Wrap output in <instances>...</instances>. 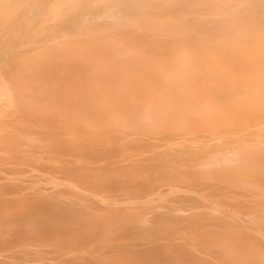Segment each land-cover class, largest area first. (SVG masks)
<instances>
[{"label":"bare ground","instance_id":"obj_1","mask_svg":"<svg viewBox=\"0 0 264 264\" xmlns=\"http://www.w3.org/2000/svg\"><path fill=\"white\" fill-rule=\"evenodd\" d=\"M156 13H159V14H156ZM243 15L247 17L246 21L241 19ZM241 20H243L240 23L242 27H239L238 23ZM260 24L261 25L264 24V0H0V148L2 149L1 151H3L4 149L8 151L7 153L10 154L11 153L10 151L15 152V150H17L18 154H15L14 152L11 153L12 158L13 157L22 158L21 162L23 164L29 165L33 168L34 167L37 168L40 165H42L43 166L42 169H48V165L52 164V163L49 164V162L51 161V159H48V157L50 156L48 154L49 151L53 152L52 148L54 147L55 152H57V150L60 149L62 150V153L64 154L63 152L65 150L64 148H66L68 144H71L69 142H71L72 140L75 142V140L78 139V135H80V133L78 134L77 132V129H76V127H78L77 125L75 128L73 127L75 123L78 125L87 124V123L91 125L94 124L92 121H90V119L86 120L87 119V117H85L86 115L84 116L79 115V114L77 115L76 113L71 112V110H75L74 109L75 106L80 107L81 105L83 106L86 105L87 107V104L85 103H89L90 105L91 102L93 104H96L97 102L99 103V105H107V107L109 106V108L113 106L112 103H116L117 105L114 104V107H112L111 109L117 107L118 114L121 115L122 118H125V121H129L130 123L131 120L136 119L137 117H140L143 124L149 125L152 123V126L153 127L155 126L156 130L158 131L161 130L159 133L163 132L164 134L163 130L165 128L164 127L165 122L171 119L172 116H174L173 113H172L173 115L168 114L169 112L171 113V111H168V113H166L165 111L169 110V107L172 106L174 103H176L175 105H178L177 101L174 102L176 99H178L175 97V94L177 93L175 89L179 91L182 89L181 90L182 93L178 94L179 96H181L180 94H183L185 90L187 91L188 89L189 90L194 89V87L192 86L193 84L191 82L193 83L195 82L194 85L195 84L198 85L197 83H200L203 79H204L203 81L206 82L207 78L211 79L210 76L212 74L213 76H215L214 74H216L217 72L216 70H213L215 71V73L213 71H209L212 73L210 75L209 72L203 74L205 71L201 70L203 73L201 71L200 73L203 74L204 76L202 75V77L199 78L201 81L196 83V81L198 80L197 74H199L198 70H196V67L190 66L191 67L190 73H192L191 74L192 76L190 75L188 76L189 73L185 71L184 67L187 68L186 66L188 64L190 65V63H188L186 66H183L184 64H181L190 59L191 55L189 59L187 58L188 53L186 54L187 56L184 55V57L186 58L185 60L182 58L184 61H182L181 57H179L177 60L175 59L176 61L174 60L175 62L173 63L172 66H173V71L175 72L176 76L166 74L165 72L168 69L164 70L160 65L157 68L155 67L152 68L153 70L147 69L141 65L139 67L134 68L132 71H130L132 73L128 74V73L122 72L121 70L122 67L120 69V64H119V66L116 68L114 72L112 69L111 72L113 73L111 72L108 73L109 71L105 72L104 71L105 69L103 68L104 66L103 62L105 61L101 62L103 66H100L99 64L98 65L100 67L98 65H94L93 66L94 68L95 66H98L95 69H98V68L99 69L97 72H93V70H91L92 67L88 65L91 63L92 60L90 59V62L87 64L88 59L85 60V58H83L86 56V54L84 53L86 51H84L83 49H87V48H81L80 51L79 50L77 51L76 48H74V46H77V44L79 43H89L97 39L103 40L105 38L106 39L112 38L113 37V33L111 31L112 28H116V29H120V28L122 29V27L131 28L134 31L133 35H131L132 33L131 34L124 33L123 31L120 30V33H117L115 35V39L112 38L113 40L116 41L117 44H123V43L128 42L126 43V45L128 44V46L126 47L120 46L121 48H119L118 46L117 55L119 53V56L121 57V59L119 58V62H125L131 65V62H132L131 58L134 57L133 55L135 53H138V54L141 53L139 52L140 51L139 48H136L135 46L131 47V45L129 46V41L133 39L140 40L141 38L142 39L150 38V40H152L151 39L152 37L154 38L153 41L156 42L155 40L156 38L162 37V38H168V40L170 39L176 40V42H179V44H181L183 42L181 38L183 36L185 38L186 36L183 31L178 32L177 29L178 30H181V29H193L194 30L195 29L194 33H196V35L198 33L196 29H209V30H215L217 32L216 36H213L212 35L213 33L211 34L213 36L212 38L214 39L215 37L217 38V40L223 39L222 43H227V45L225 46L231 45L230 44L231 42L233 43V42L240 41V39L244 41L243 38L245 37H251L252 40L256 43V45H258L256 48L258 54H261L263 52L261 50L262 48L261 45L264 44V31L260 30V28L258 27V25ZM229 30H231V32L227 33L229 32ZM137 34H140V35H137ZM190 34H192V32L189 33V35ZM201 35L202 34H200L199 36ZM203 35L206 36V34H203ZM194 37H195V34H194ZM205 38L208 39L210 37H208L207 35V37ZM202 40L201 42H204ZM198 41H200V39H198ZM164 44H162L161 48L159 47V49H162L161 51L163 52H164V49L166 48L165 47L163 49ZM186 44L184 42V45ZM91 45L92 44H90V46ZM184 45L182 44V48ZM66 46L68 47L66 48ZM157 46H159V44ZM222 46L223 45H219V47H222ZM171 47H172V44H171ZM190 48L191 47H189V49ZM104 49L106 50L107 47ZM114 49L115 48H113V50ZM179 49H177L176 52H178ZM105 50H102V51H105ZM156 50L158 49L156 48ZM81 51L83 52L79 54V52ZM184 51L186 53V49ZM187 52L190 53V51L188 50ZM181 53L183 54V51ZM204 53H207V52L204 51ZM114 54H116L115 51H114ZM148 54L149 52L146 55ZM202 54L203 53H201V56H199L201 57V59H197L198 57L195 58V56L192 58L193 59L195 58L197 61L203 60V59L206 60V57L205 58L203 57L202 59V56H203ZM242 54H248L250 58L256 56L254 55V53H251L248 51H244ZM62 55L64 56L62 57ZM150 55L152 56V54ZM59 56H61V58ZM90 56L91 54L88 56V58ZM113 56L115 57V55ZM151 56H148V57H151ZM155 57H157V54ZM163 57H164V54L161 58ZM165 57L168 58L167 55H165ZM169 57L171 58V56ZM106 58L107 59L111 58V56L110 57L106 56ZM192 58L190 59V61L192 60ZM94 59L95 58L93 57V60ZM196 60L195 62H197ZM96 61L97 60L95 59L94 60L95 64H96ZM108 61L109 60H107V63H110ZM202 62H203L202 64L200 62L198 64L202 66L204 65V62H206V65L209 63V62L207 63V61H202ZM113 64H114L113 68L117 66L115 65V63ZM108 65H111V64H108ZM88 66H90L91 71L89 70ZM193 68L195 69L193 70ZM199 68L202 69L203 67H199ZM258 68L260 69L259 70L260 78H255L254 76H250V75L248 76L242 75V73L239 77L242 84H244V81L247 83V85L249 86V89L250 87L252 89H264V67L258 66ZM212 69H215V67H213ZM228 69L230 68H227V70ZM134 70L137 73H135ZM149 71L154 72V74L151 73V75L152 74L155 75V72H156L157 73L156 77L158 78L156 79L158 80V82L162 84L158 86L152 83H148L142 75L144 72L148 73ZM188 72H189V69H188ZM207 74L210 75L209 76L210 78L207 76ZM219 74L221 75L220 71H219ZM225 75H224V78H225L224 80L227 81L228 79V80H231V82L233 83L234 81L238 82V79L233 80L228 75H226L225 77ZM194 78H197V80L196 79L194 80ZM211 83H213L212 80H211ZM207 84H208V81H207ZM199 87H201L200 84H199ZM243 87L244 85L241 86L242 89ZM168 88H169V91L167 92L158 91V89H168ZM81 89L83 90L88 89L89 90V93H87L88 95H85L86 91H83V95H82ZM127 89H145V94H143L141 90L142 95L140 97H137V98L131 97L130 94L132 92L130 93ZM173 89L176 93H174ZM195 89H197V92H198L199 88L197 87ZM236 89H239V88H236ZM191 90L188 91V95L187 93L184 94L186 95V97L184 98L180 97V100H178L179 104H180V101H183L181 103H184V105L186 104L185 106H189L187 107L189 111L190 109H192V107L190 106L191 104L192 105L197 104L198 106H200V104L202 103L201 105L202 107L205 108L204 110L205 111L208 110V113H209V114L206 113L207 115H204V118L206 116V119L197 120L194 118L195 116L190 117L191 114L188 112L190 116L188 115L187 117L184 116L186 117V119L184 118L185 119L184 124H180L181 122L179 120L178 122H180L179 123L180 125L178 126V129H175L174 127L175 133H172L173 131L171 129H170L171 132L168 131L169 132L168 134L171 133V135L169 136L172 137V134H173V137L169 138L167 142H165L164 144L157 143L158 141L154 140L155 137L158 136L157 134L153 135L154 139L152 137L151 140L153 142L156 141L152 143L155 146H157L158 149L160 147L167 149V150L176 148L177 153L179 151L178 148H181L180 149V151L182 150L181 153L183 152V148L186 150H191L187 152L195 151L196 155L193 153L195 155L193 159L191 160L185 159V161L182 162L184 158L182 157L183 158L182 160L178 159L179 155L174 153V156L175 155L178 156V157L175 156L176 162L175 161L173 162V160L175 159L173 160L171 159V158H174V156L172 157V154H171L170 155L171 158H169L168 162H163L165 164L162 163L163 165L159 166L160 164L153 165L155 163L149 164V163H144V161L137 162V159L136 161L129 162L128 159L125 160L123 158L124 162L127 161L128 163L123 164V166H120L118 164V166L120 167H115L114 169L120 168L121 169V170L119 169L120 172L123 171L124 173H134V178H137L141 182L151 180L152 178L148 176H155L154 174L155 172L161 173L158 177H155V178L153 177L154 180L158 182L154 183V186L151 183V186H150L151 188L148 189V191L145 194H139L137 196L130 197V198H134V200L132 201L129 200L131 201V203L135 202L136 198H137V202H138V199H143L144 202H149L150 200H153V197H156V196L159 197L161 195L169 194L172 192H177V193L182 192V193H187V194L197 192L200 194L203 200L207 198H211V197L217 198L219 196V197H223L224 199L228 201H233L234 204L236 205H233L232 203V205L235 207L232 208V210H230L229 212L231 213L233 217L240 218L239 216H241L242 214L249 213V210H248L249 207L245 209L246 206L248 205L253 206V205H256L257 203L264 204V202H261V201L259 202L257 200L256 198L257 194L255 191V187L257 185L262 186V189L264 190V146L259 145V143L254 138V134L263 132V130L262 129L257 130L256 128H253L254 125L252 123H249V121L245 120L246 118H249V117L244 115L245 113L252 117H254L255 115L260 116V115H264V111L254 112L252 109L243 108L241 103H244V105H249V104L252 105L254 103L253 106L257 104L264 106V96L259 95V94H250L249 98H251V102H252L251 104L250 101L245 99V93L242 92L243 94H241V97L239 96V90H233V89L232 90H229V89L215 90L214 89L215 91L214 90L210 91L211 97L208 98V100L203 101L201 98H199L201 97L200 94L193 95ZM92 91L94 92V95H92L93 94ZM189 92H191V94H189ZM178 95L176 94V96ZM252 98H255V99L252 101ZM92 103H91V106H92ZM120 104H122L121 105L122 107L120 106ZM49 105H52V107L56 106V108H54V111L56 112L54 113L56 115L51 114L53 115L51 116L48 114ZM57 106L61 107L58 109H62V107L68 108L67 110H64V112L62 111L60 113L61 114L63 113V116H68V117L71 116L70 118L75 120V121H71L74 124H71V123L68 124L69 121L66 124V125H72V126L63 125L64 123H66L65 122L66 119L64 120L63 116L59 118L61 114H59V110L58 111L55 110L57 109ZM70 107H72L73 109H71ZM79 107H75V108L79 110L81 109ZM69 108L71 110H69ZM88 109H92V108L91 107L89 108L88 106ZM93 109H96V111H94ZM93 109L92 111H94L95 116H97L96 112H98L97 111L98 108L96 107ZM216 109H225V110L233 109L234 113L222 115L219 112H217ZM68 110L70 112H68ZM99 110L101 109L99 108ZM143 110H146V111L150 110L151 112L154 111V113L148 114L147 112L146 113L143 112ZM177 110H179L178 106H177ZM105 111H107V109ZM108 111H109L108 112L109 119H112L113 117L116 118L115 115L113 116V112H116V111L114 110L110 111L109 109ZM175 112H176L175 115H178L177 114L178 111H175ZM191 112L193 113V110ZM88 113L90 114V111H88ZM102 113H100V111L98 112V117L100 119L99 120L100 122H103L106 120V118H104V116H106L105 114L106 112H104V114ZM98 117H96V119ZM207 117L210 119H207ZM175 119H177V117ZM191 119L193 121H191ZM194 120H197V121H194ZM59 121L62 123L61 126H59V123H57ZM100 122L99 124H101ZM234 122L236 123L239 122L240 126L238 127L236 125H233L232 123ZM54 125L55 127L53 129L51 126H54ZM173 125H171V127ZM56 126L58 128H56ZM134 126H131V127L133 128ZM49 127L52 128V132H48ZM260 128H264V127H260ZM95 129H96V126H95ZM195 129H198L204 133L203 139H201L198 136L192 135ZM108 131L109 130H107V132ZM110 132L112 131L110 130ZM165 133L167 135V132ZM48 134L51 137L52 135L54 136L56 135L57 140L55 139V137L54 138L49 137ZM130 134L131 133L124 132L123 136L125 135L128 138L129 136L131 137L132 134L131 135ZM135 134H136L135 136L137 137L138 135H140V132L137 131L135 132ZM163 134L162 135L159 134V138L161 136L163 137ZM248 135H251V136L247 137ZM58 136L59 137L66 136L67 138H70L71 141H69L67 145L64 146V148H63V144L61 146V144L55 143V145L59 144V146L62 147V149L59 148V146H57L56 148L57 150H56L55 149L56 146L54 145V143H52V145L54 146L48 149V147H51L49 144L50 142H52V139H55L56 142L59 139H62V137L58 139ZM82 136L84 137V135H82L81 133L80 137L82 138ZM106 136L108 137V134ZM169 136L167 135L166 137H164V139L165 138L167 139V137ZM149 137L148 139H150ZM83 139L85 140V137ZM55 140H53V142H55ZM121 141H124L123 137H121ZM140 142H137V143H140ZM63 143L65 142L63 141ZM88 143H90V141ZM149 143L147 142L146 144L148 145ZM72 144H75V143H72ZM77 144L79 145L80 143L78 142ZM108 144H109L108 146L111 147V143H108ZM121 144L119 143L118 146H120ZM125 144L128 145L127 142ZM146 144H144V146ZM24 145L28 146L27 147L28 149L25 150L23 148ZM89 145L90 144H87L86 148L87 146L90 148ZM96 145L95 147H97ZM100 145L103 147L102 144ZM134 145L136 146V144ZM11 146H13L14 149ZM116 146H115V149H116ZM70 147H73V146L70 145L69 147H67V149L69 148L70 150H73V148H70ZM151 147H154V146H151ZM141 148L143 147L141 146ZM78 149L79 148H77V150ZM82 150H83V147H82ZM82 150L81 152L79 151L75 152L76 150L74 152L83 153L84 150L83 152ZM87 150L91 151V149H87ZM130 150L131 148L128 149V151ZM147 150L148 149L146 147L145 151ZM98 151L99 150H97V152ZM95 152L96 151H94V153ZM114 152L116 154V150H114ZM114 152L113 154H111L112 156H116L114 155ZM125 152L124 154H126ZM13 153L14 155H12ZM169 153H170V150H169ZM105 154L109 155L108 153H105ZM52 156L50 158H52ZM187 156L190 158L191 157L190 153ZM56 157H57L56 155L53 156L54 159H56ZM126 158H128V156H126ZM136 158L138 157L136 156ZM148 158H150V156H148ZM118 159H122V158H118ZM142 159H144V157ZM164 159H168V158H164ZM164 159H162V161H164ZM109 160L107 162L110 163L111 161V163H115L113 160H110V161ZM179 160L181 161V163ZM56 161L55 163H57ZM156 161H158V159ZM10 162H14V161L10 160ZM166 163L168 164L166 165ZM53 166H55V164ZM55 167L54 168L55 170H57V172H61V173L67 172L64 176L65 179L63 178V180H66V181H63V182L72 184V187L74 188L75 184L71 181L68 182L67 180L75 178L74 175L76 174V169L70 168V166L64 167V164L63 166L61 164V166L59 167L55 166ZM111 167L109 166L110 170L113 169V167L112 168ZM79 168L80 167L77 166V169ZM117 169L116 171H119ZM105 177L106 175H104V178ZM44 178H46V176L41 177L40 179L43 180ZM110 178L111 177H109V179ZM114 178L116 179V177ZM96 179L98 180V178ZM96 179L93 178L94 181ZM113 179H110L109 181L111 182ZM131 179L132 177H129L123 181V183H125L124 185L127 184L126 188H129L130 186H132L134 182L136 181V180L133 181ZM89 180H92V178L89 177ZM104 180L106 181V179ZM139 181L137 185H134V186H138ZM54 182L57 183V180L56 181L54 180ZM59 182H62V181H59ZM102 183L104 182H101V184ZM97 184L95 185L97 186ZM1 194L4 195L3 193ZM42 198H46V197L42 196ZM178 198H181V197H178ZM185 198L189 200L190 198H193V197L189 196ZM46 199H44V201ZM105 201L108 204L111 203L109 199H105ZM38 202L39 203L42 202L41 199L37 200L36 204H39ZM46 203H49V201H46ZM42 204L44 205V202H42ZM42 204L40 203V205ZM240 205H242L241 207L244 206V209H243L244 213L240 212L239 207L236 208L237 206H240ZM195 208L196 207L174 208L172 212H175V214L178 215L179 217H184V215L187 214L185 212H188V211L192 212V210ZM40 209H43V208L41 207ZM204 209H202V211H206ZM82 212H85V211L82 210ZM206 212H209V211H206ZM212 212L215 213V211H212ZM212 212L211 214L213 216ZM250 212H252V210ZM239 213H241V215ZM169 214L171 213L169 212ZM72 215L74 216L76 215V213L75 214L73 213ZM215 215H217L218 217V214H214V216ZM81 216H84V215H81ZM220 216L222 217V213L220 214ZM223 216L225 217L224 214ZM262 216H263V212H262L261 217ZM33 217L35 218V215ZM45 218H48V217H45ZM252 219L253 220L255 219L254 222L256 223L254 224V226H252L251 230L256 231L257 233L261 232V229L264 231V224H263L264 222H261V220L258 219V217L257 218L251 217V220ZM51 220L53 221L54 219H51ZM155 220L157 221V219ZM37 221L38 219L35 222ZM32 222L34 223V221ZM73 222H75L74 219H73ZM60 226H62V223ZM60 226L58 229L61 228ZM238 231L240 230L238 229ZM49 232L47 236L51 234V232L50 233ZM215 233H218V232L215 231ZM251 234H249V236H247L246 239L243 237L239 243L245 244L247 248H249L250 246L253 247L254 245H258L259 244V242H257L259 240L258 235L253 234V233ZM8 237L10 238V236ZM8 237L4 238L0 236V247L5 246V245L7 247L9 245L11 249V247H14V246L18 247L19 244L21 243V242L15 243V240H17L18 238H11L9 240ZM251 238H253V240H251ZM44 239H43L44 243L47 242L45 241L47 239L45 240ZM51 240L53 239L51 238ZM27 241L24 244H27ZM38 241H39L38 245L41 246L40 245L41 240L39 239L37 240V242ZM33 242L35 243V241ZM24 244L20 246V249L22 248L24 249L22 253H26V249H27L26 245ZM7 256L9 258L14 257L13 254L7 255ZM225 263L226 262H224L223 264Z\"/></svg>","mask_w":264,"mask_h":264},{"label":"rangeland","instance_id":"obj_2","mask_svg":"<svg viewBox=\"0 0 264 264\" xmlns=\"http://www.w3.org/2000/svg\"><path fill=\"white\" fill-rule=\"evenodd\" d=\"M156 14H159V13H156ZM241 19L246 21L247 17L243 15ZM243 20H241L238 23L239 27H242L240 23ZM258 27L260 28V30L264 31V24L263 25L260 24L258 25ZM122 29L112 28L111 29L113 33L112 38L115 39V35L117 33H120V30L123 31L124 33H129V34L132 33L131 35H133L134 31L131 28L122 27ZM231 30H229V32L227 33H230ZM177 31L178 32L183 31L186 36L185 37L186 39L184 38V36L181 38L183 41L182 43L180 41L181 44H179V42H176V40L170 39L171 40L170 41L168 40V38H162V37L156 38L155 39L156 42L153 41L154 38L152 37H151L152 40H150V38H145V39L141 38L140 40L133 39L129 41V46L130 45L131 47L135 46L136 48H139L140 49L139 52H141L140 54L135 53L133 55L134 57L131 58V61H132L131 65L125 62H119V58L121 59V57L119 56V53L117 55L118 46L119 48L124 47V46L126 47L128 46V44L126 45V43L128 42L123 43V44H117L116 41L113 40L112 38H109V39L105 38L103 40L97 39L95 41L89 42L90 44H92L91 46L89 43H79L77 44V46H74V48H76L77 51L78 50L80 51L81 48H87L88 50L83 49L84 51H86L84 52L86 56L83 58H85V60L88 59L87 64L90 62V59L92 61L88 65H90L92 68H94L93 67L94 65L99 64L100 66H103L104 64L103 68L105 70L104 69L103 70L105 72L109 71L108 73H110L112 69L114 72L116 68L119 66V64H120V69L122 67L121 69L122 72L128 73V74L132 73L130 71H132L134 68L139 67L141 65L147 69H152L154 67L157 68L160 65L164 70L168 69L165 72L166 74H170L172 76H176L175 72L173 71L172 65L179 57L185 60L186 58L184 57V55L188 53L187 54L188 59L190 55H191L190 59L194 56L195 58L198 57L197 59H201V57L199 56H201V53H203L202 59L203 57L204 58L206 57V60L203 59V60H198V61L201 64L203 63L202 61H207V63L209 62L207 64L208 66L206 65V62H204V65L201 66L200 64H198L199 62L195 58L194 59L192 58L193 61L192 60L190 61V59L189 60L187 59L190 62L186 61L184 63H181V64H184L183 66H186L188 63H190V65L188 64L186 66L187 68L189 67L188 68L189 72H188V69L184 67L185 71L189 73L188 76L189 75L192 76L191 75L192 73H190L191 71L190 66L196 67V70H198L199 72V74H197V78L199 81L197 80V78H194V80L195 79L197 80L196 83L201 81L199 78H201L203 74L208 73L209 71H213V70L217 71L216 74H214L215 76H213L211 72H209L210 75L212 74L211 76L207 74L208 77L209 76L211 77V79L207 78L208 84H207V81L206 82L203 81L204 80L203 78H202L203 80L200 83H197L198 85L195 84L196 86L194 85L195 82L194 83L191 82L193 84L192 86L194 87V89L197 87L199 88L198 92H197V89L195 90L190 89L193 95L200 94L201 97L199 98L205 101L211 97L210 91L214 89L215 90L217 89L232 90L233 89V90H239L240 97H241V94L245 93V99L250 102H251V98H249L250 94H259V95L264 96V89H252L251 87L249 89V86L247 85V83L244 81V84H242V82L239 79L241 73L242 75H247V76L250 75V76H254L255 78H260V75H259L260 69L258 68V66L264 67V44L261 45L262 47L261 50L263 52L261 54H258L256 50L258 45H256V43L252 40L251 37H245L243 38L244 41L240 39V41L233 42V43L231 42L230 43L231 45L225 46L227 45V43H222L223 39L217 40V38L215 37L214 39L212 38L213 36L217 35V32L215 30L196 29V31H198L199 33V34L197 33V35L196 33H194L195 29L194 30L193 29H181V30L177 29ZM191 32L192 34L189 35V33ZM194 34L196 38L198 37L197 40L194 37ZM200 34L202 35L199 36ZM203 34H206V36H204ZM137 35H140V34H137ZM207 35L210 38L208 39L205 38L207 37ZM198 39H200V41H198ZM201 40L204 42H201ZM184 42L185 44L188 42L187 43L188 46L187 44L184 45ZM158 44L159 46H157ZM162 44H164L163 49L166 47L164 49V52L161 51L162 49H159V47L161 48ZM171 44H172V47H171ZM182 44L184 45L183 48H182ZM218 44L223 45V46L219 47ZM111 45L113 46V48H115L114 50ZM67 47L68 46H66V48ZM103 47L104 48L107 47V49L105 50ZM189 47L191 48L189 49ZM156 48L158 50H156ZM177 49H179L178 52H176ZM185 49H186V53L184 51ZM102 50H105V51H102ZM181 50L183 51V54L181 53L182 52ZM187 50L190 51V53L187 52ZM114 51L116 54H114ZM204 51L207 53H204ZM244 51L254 53V55L256 56L250 58L248 54H242ZM82 52L83 51L79 52V54H81ZM148 52L149 54L146 55ZM90 54L91 56L88 58ZM150 54H152V56ZM156 54H157V57H155ZM163 54H164V57H163L164 59L161 58ZM205 54L208 56H206ZM113 55H115V57ZM159 55L160 56L162 55V56L160 57ZM165 55H167L168 58L165 57ZM63 56L64 55H62V57ZM106 56L108 57L111 56L112 59L114 58L113 61L111 58L107 59ZM148 56H151V57H148ZM169 56H171V58ZM59 57L61 58V56ZM93 57L97 60L96 64L94 63L95 59L93 60ZM96 57L97 58L100 57V58L97 59ZM183 59L182 61H184ZM107 60H109L108 62L110 63H107ZM195 60L197 62H195ZM101 62H103V64ZM113 63L117 65L114 68H113V65H114ZM108 64H111L112 66ZM198 65L199 67H203V68L200 69ZM90 66H88L89 70H90ZM98 66H95V68H97ZM213 67H215V69H212ZM92 68L91 70H93V72H97L99 69V68L98 69H95V68L92 69ZM227 68H230L231 70L230 69L227 70ZM194 69L195 68H193V70ZM201 70H204L205 72L203 73ZM200 71L203 74H201ZM219 71L222 76L219 74ZM213 72L215 73V71ZM135 73L137 72L135 71ZM151 73L154 74L153 71H149L148 73L144 72L142 76L146 79L148 83H152L158 86L162 84L158 82L157 80L158 79L156 77L157 73L155 72V75L153 74L151 75ZM222 73L224 75L225 74L228 75L233 80L238 79V82L234 81L233 83L231 82V80H228L227 78H226L227 81L224 80L225 78ZM211 80L213 83H211ZM199 84L201 87H199ZM243 85L245 89L244 87L243 89L241 88V86ZM236 88H239V89H236ZM81 90H82L81 91L82 95H83V91H86V94L85 92L84 94L88 95L87 94L89 93L88 89L86 90L81 89ZM127 90L130 93L132 92L131 94L130 93L129 94L131 97H135V98L140 97L142 95V92L143 94H145V89H127ZM175 90L177 91V93L173 89L174 93H176L177 95L179 93H182L181 91L182 89L180 90L181 92L177 89ZM190 90L189 89L187 91L185 90L186 92L184 91L183 94H180L181 96L179 95L176 96L175 94V97L178 99H176L174 102L177 101L178 105H175L176 103H174L172 106L169 107V110L165 111L166 113H168V111H171V113L169 112L168 114H171V115L174 114L175 117L172 116V118L168 120L170 123L168 121L165 122V126H164L165 128L163 130L164 134L163 132L159 133L161 130L160 131L156 130V127L155 126L153 127L152 123L151 124L148 123L149 125L143 124L140 117H137L136 119L131 120L130 123L129 121H125V118H122L121 115L118 114L117 107L111 109L112 107H114V104L116 103H112L113 106L109 108V106L107 107V105H99V103L97 102L96 104H93L91 102L92 106H91V103L90 105L89 103H85L87 104V107L86 105L84 106L81 105L82 107L75 106L81 109L85 107L82 110L81 109L78 110L75 107H74L75 110H71L73 109L72 107H70L71 109L69 108V110H71V112L73 113H76L77 115L78 114L83 115V116L86 115L85 116L87 117L86 120L90 119V121L94 123L93 125L88 124V123L80 124V125L76 123L75 124L72 123L71 121H75V120L70 118L71 116L70 117L63 116V113L62 114L60 113L62 111L64 112V110H67L68 109L67 107H62V109H58L61 107L57 106V109H55L57 111L59 110V114H61L59 118L63 116L64 120L66 119L65 121L66 123H64L63 125L72 126V125H66L68 121H69L68 124L70 123L74 124L73 125L74 128L77 125L78 127H76V129H77L78 134L80 133L81 135L82 133V135H84L85 137V140L83 139L84 137L82 136L81 138L80 135H78V139H76L75 142L73 140L71 141V139L67 138L66 136H60L62 137V139H59L60 137L58 136L59 140L56 142L57 140L56 135L55 136L52 135V137L53 138L55 137L56 140L52 139V142H50V144L48 143L51 146V147H48V149L52 148L55 145V143H59L61 144V146L63 144V148L64 146L67 145L69 141H71L69 142L71 144H68L66 148H64L65 149L63 151L64 154L62 153V150L56 149L57 146H59V144L55 145L56 146L55 149L57 150V152L54 151V147L52 148L53 152L49 151L48 154L50 156L48 157V159H51L52 162L50 160H49L50 162L49 161L48 162L49 164L50 163L52 164H50L51 167L50 165H48V169H42L43 167L42 165H40L37 168L35 167L33 168L29 165L23 164L21 162L22 158H19V157L12 158L11 153L14 151H10L11 153L9 154L7 153L8 151L4 149L3 151H1L2 149L0 148V152H1L0 153V236L4 238L10 236V238L8 237L9 240L11 238H18L17 240H15V243L21 242L20 243L21 245L19 244L18 246L19 248L17 246H14V247H11L12 250L10 249L9 245L7 247L6 245L0 247V264H223L224 262L226 263L228 262L227 264H264V231L261 229V232L257 233L256 231L251 230L252 226H254V224L256 223L254 222L255 219L251 220V217L252 218L258 217V219H260L261 222H264V204L257 203L256 205H253V206L248 205L245 207V209L249 207L248 208L249 213L242 214V215L241 213H244L243 212L244 206L243 207H241L242 205L237 206L236 208L238 207L240 208L241 213L239 214L241 216H239L240 218H235L229 212L230 210H232V208L235 207L233 205H236L234 204L233 201H228L224 199L223 197H219V196H218L219 198L211 197V198H207L203 200L200 194L197 192L188 193V194L182 193V192H179V193L172 192L169 194L161 195L159 197L157 196L153 197V200H150L149 202H144L143 199H138V202H137V198H136L135 202L131 203V201L134 200V198H130V197L137 196L139 194H145L148 191V189L151 188L150 187L151 183L154 186V183L158 182L154 180V178L158 177L161 173L155 172L154 173L155 176H148L152 178L151 179L152 181L149 180V181L141 182L137 178H134V173H124L123 171L120 172L121 170L120 168L118 169L116 168L117 170L120 169L119 171H116V169H114L115 167H120V166H123V164L128 163L127 161L124 162V159L125 160L128 159L129 162L136 161L137 159V162L144 161V163H149V164L155 163L153 165L160 164L159 166L165 164L163 162H168L169 158H171L170 155L172 154V157H173L174 153L179 155L180 158L177 155H175L176 157H178V159L182 160L184 158L182 162L185 161V159L186 160L193 159V157L196 155L195 151L187 152L191 150H186L183 148V152L181 153L182 151V150L180 151L181 148H178L179 151L177 153L176 148L167 150V149L160 147L158 149V147L153 144L156 141H158L157 143L164 144L165 142L168 141L169 138H172L173 134H172V137L169 136L171 135V133L168 134L169 132H171L170 129L173 131L172 133H175L174 127L175 129H178V126L180 124H184L187 115L190 116L191 114L190 117L195 116L194 118L197 120L206 119V116L204 118V115H207L209 113H208V110L207 111L204 110L205 108L202 107L201 105L202 103L200 104V106H198L197 104L190 105L192 107V109L190 110L191 111L193 110V113L190 110L188 111L187 107L189 106H185L186 104L184 105V103H181L183 101H180V104H179L178 100H180V97H183V98L186 97V95L184 94L187 93L188 95V91ZM158 91L167 92L169 91V88L168 89H158ZM191 92H189V94H191ZM195 92L198 94H196ZM92 95H94V92ZM254 99L255 98H252V101ZM241 104L243 108L252 109L254 112L264 111V106L260 104H257L255 106H253L254 103L252 104V102H251L252 105L250 104L244 105V103H241ZM121 105L122 104H120V106ZM180 105L184 108H182ZM88 106L89 108L91 107L92 109L97 107L98 108L97 111L98 112L100 111V113H102L103 111L106 112L105 113L106 116L103 115L104 118H106L105 120L106 122L105 121L100 122L99 121L100 119L98 117V112H96L97 116H95L94 114V111H96V109H93L94 111H92V109H88ZM174 106L176 109L174 108ZM177 106L179 110H177ZM54 108H56V106L52 107V105H49L48 111L49 112L51 111L50 113L48 112L49 115L51 114L56 115ZM99 108L102 111L99 110ZM106 109L107 111H105ZM108 109L110 111L111 110L116 111V112H113V116L115 115L116 118L113 117L112 119H109ZM69 110L68 112H70ZM174 110L178 111L177 112L178 115L181 114L183 116L175 115L176 112ZM88 111H90V114L88 113ZM216 111L222 115L234 113L233 109H229V110L216 109ZM104 112L102 114H104ZM143 112L145 113L147 112L148 114L154 113V111L151 112L150 110L149 111L143 110ZM244 115L249 117V118H246L245 120L249 121V123H252L254 125L253 128H256L257 130H260V129L263 130V132H260L261 134L260 133L254 134V138L259 143V145L264 146V128H260V127H264V115H260V116L255 115L254 117L247 115L245 113ZM96 117L98 118L96 119ZM176 117L177 119H175ZM207 119H210V118L207 117ZM179 120L181 123L178 122ZM197 120H194V121H197ZM191 121L193 120L191 119ZM99 122L101 124H99ZM57 123H59V126L62 125L60 121ZM166 124L170 127H168ZM170 124L171 125L174 124L175 126L173 125L171 127ZM232 124L238 127L240 126L239 122L237 123L234 122ZM95 126H96V129H95ZM131 126H134V127L132 128ZM51 127L54 129L55 125ZM49 128H48V132H52V128L50 129ZM56 128L58 127L56 126ZM107 130L109 131L107 132ZM110 130L112 132H110ZM137 131L140 132V135L136 137L135 132ZM124 132L131 133L132 134V135L130 134L131 137L129 136L130 138L129 137L127 138V136L125 135L124 137L123 136ZM165 132H167V135L169 136L167 137V139L166 138L164 139V137L167 136ZM158 133L160 135L163 134V137L161 136L159 138ZM107 134H108V137L106 136ZM156 134L158 136H156L154 139L153 135H156ZM192 135L198 136L201 139L204 138V133L198 129H195ZM48 136L51 137L49 134ZM250 136L251 135H248L247 137H250ZM121 137L124 138V141H121ZM148 137L150 139H148ZM152 137L156 141L153 142L151 140ZM53 140H55V142H53ZM63 141L65 143H63ZM89 141L90 143H88ZM76 142L77 143L79 142L80 144L78 145ZM126 142L128 143V145L125 144ZM137 142H140V143H137ZM147 142L148 143L150 142V143L147 145L146 144ZM52 143H54V145H52ZM72 143H75V144H72ZM86 143L90 144L89 145L90 148L88 146L86 148V145H87ZM99 143L102 144L103 147ZM108 143H111V147L108 146L109 145ZM119 143L120 144L122 143V144L118 146ZM143 143L146 144L145 146L148 149L147 151H145L146 147L144 146ZM134 144H136V146ZM70 145L73 146V147H70V148H73V150H70L69 148L67 149V147H69ZM95 145L97 147H95ZM122 145H124L125 148ZM150 145L154 147H151ZM115 146H116V149H115ZM141 146L144 149L141 148ZM27 147L28 146L24 145L23 148L26 150L28 149ZM82 147L85 153L83 152ZM59 148L62 149V147L60 146ZM77 148L79 149L77 150ZM130 148L131 150L128 151V149ZM87 149H91V151ZM81 150L83 153H75L77 151L81 152ZM97 150H99L98 151L99 153L97 152ZM114 150H116V154ZM124 150L125 151L127 150V151L125 152ZM169 150H170V153H169ZM16 151L17 150H15L14 153L18 154V151L17 152ZM94 151H96L97 154L96 152L94 153ZM123 151L126 154L127 153L129 154L126 155L124 154ZM113 152H114V155L116 156L111 155L113 154ZM14 153L12 155H14ZM105 153H108L109 155ZM189 153L191 156L190 158L187 156L189 155ZM52 154L53 156L54 155L57 156L56 159H54L55 157L53 158ZM135 155L138 158H136ZM51 156L52 158H50ZM126 156H128V158H126ZM148 156H150V158H148ZM175 156L174 158H171V159L172 160L175 159ZM116 157L122 158V159L124 158V159L122 160ZM143 157L144 159H142ZM164 158H168V159H164ZM109 159L113 160L115 163H111ZM155 159L156 160L158 159V161H156ZM162 159H164V161H162ZM10 160H13L14 162H10ZM108 160L110 161V163L107 162ZM55 161L57 163H55ZM174 161L176 162V159L173 160V162ZM53 162L55 166H58V167L61 166V164L62 166L64 164V167L70 166V168L76 169V174L74 175L75 178L67 180L68 182L71 181L75 184L74 188L72 187V184L63 182V181H66V180H63V178L65 179L64 176L67 172L66 173L57 172V170H55L56 167L53 166L54 165ZM118 164L120 166H118ZM167 164L168 163H166V165ZM76 165L79 166L80 168L77 169ZM109 166L113 167L112 169L113 171L110 170ZM104 175H106L105 178H104ZM45 176L46 178H44L43 180L40 179L41 177H45ZM89 177H91L92 180H89ZM109 177H111L110 179H113L114 177H116L117 180L114 178L113 180L115 182L113 180L110 182ZM129 177H132L131 180L133 181L136 180V181L134 182L132 186H130L129 188H126L127 184L124 185L125 183H123V181ZM93 178L95 179L98 178V180L96 179L94 181ZM99 179H101L102 181ZM104 179H106L107 182ZM54 180L55 181L57 180V183H55ZM58 180L62 182H59ZM138 181H139V185L134 186V185H137ZM101 182H104V183L101 184ZM94 183L95 184L99 183V184H97L96 186ZM255 191L257 194L256 196L257 200L259 202L260 201L264 202V190L262 189V186L257 185L255 187ZM1 193H3L4 195H2ZM42 196L46 197L47 199L42 198ZM189 196H192L193 198H190L189 200L185 198ZM178 197H181V198H178ZM39 199H41V201L44 202V205L42 204V202H40L43 206L40 205L39 202H38L39 204H36V201ZM44 199L46 200L44 201ZM105 199H109L111 203L109 204L106 203ZM46 201H49V203H46ZM152 206L154 209L152 208ZM41 207L43 209H40ZM190 207H196L195 208L196 210L193 209L192 212L188 211L189 213L184 211L185 213H187L184 215V217H179L178 215L175 214V212H172L174 208H190ZM202 209L209 211V212L215 211V213L212 212L213 213V216H212L211 212L209 213L206 211H202ZM82 210L85 211L86 213L82 212ZM251 210L252 212H250ZM169 212L171 214H169ZM220 212L222 213V217L220 216L221 214ZM262 212H263V216L261 217ZM73 213L74 214L76 213V215L73 216L72 215ZM80 214L84 216H81ZM214 214H218V217L217 215L214 216ZM223 214L225 215V217L223 216ZM32 215L33 216L35 215V218ZM45 217H48V218H45ZM37 219L38 221L35 222ZM51 219H54V220L52 221ZM73 219L75 222H73ZM155 219H157V221ZM32 221H34V223ZM223 221L225 222V224ZM61 223H62V226H60ZM59 226L61 227L60 229H58ZM238 229L240 231H238ZM49 231L51 232V234L47 236ZM215 231L218 233H215ZM251 233L258 235L259 240L257 242H259V244L254 245L253 246L254 248L249 245L250 246L249 247L250 249H249L247 248L245 244H240L239 242L242 240L243 237L246 239V237L249 236V234ZM44 238L45 239L48 238V239L45 240ZM51 238L53 240H51ZM39 239L41 240L40 242L41 246L38 245L39 241L37 242V240ZM43 239L47 242L44 243ZM251 240H253V238H251ZM26 241H27V244H24ZM33 241H35V243ZM22 244L26 245V248H27L26 253H22L24 250L23 248L20 249V246H22ZM12 254L14 255L13 258H9L7 256V255H12Z\"/></svg>","mask_w":264,"mask_h":264}]
</instances>
